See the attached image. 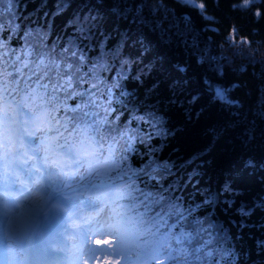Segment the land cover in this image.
<instances>
[{"label":"snow or ice","instance_id":"obj_1","mask_svg":"<svg viewBox=\"0 0 264 264\" xmlns=\"http://www.w3.org/2000/svg\"><path fill=\"white\" fill-rule=\"evenodd\" d=\"M254 3L259 0H244L233 8L246 9ZM146 7L143 0H57L54 12L44 13L46 26L24 27L19 23L20 0H0V34L8 33L7 37L0 35V94L11 100L28 97L39 101L37 112L47 108L59 113L49 117V122L59 125L55 128L63 141L59 147L75 157V167L81 170L76 183L95 196L89 201L95 205L92 211L99 214L109 208L110 200L125 202L124 210H112L109 221L98 229L101 237H116V251L111 253L115 259L109 264H164L165 259L171 264H264V238L255 239L250 247L243 243L244 230L256 226L249 223L251 217L264 213V196L249 202L243 199L245 190L234 186L245 175L257 173L264 183V156L242 158L234 178L224 180L216 191L198 187L200 180L196 179L203 175V163L197 161H203L226 133L234 132L242 148L251 150L257 145L264 150V100L256 110L242 112L230 96L234 86L213 84L205 77L203 90L209 94V103L227 109L229 120L208 127V146L188 159L161 160L159 153L174 133L159 113L160 101L147 103L159 85H151L145 90V99L139 100L126 82L131 79L143 84L142 77L155 66L150 61L135 67L134 72V66L141 65L145 54L155 47L145 29L157 35L160 46L180 41L158 22L154 26L144 14ZM191 7L203 9L204 4L191 3ZM69 10L60 33L49 43L53 21ZM16 37L22 43L12 47ZM195 43L193 40V46ZM126 48L137 49L139 55L125 54ZM156 59L163 61L162 56ZM172 67L181 76L169 84L167 103L183 109L185 118L191 120L193 109L185 105L194 106L200 94L180 99L178 93L188 83L187 66L177 63ZM202 112L203 108L195 112L197 119ZM31 115L25 113L26 118ZM136 158L142 161L138 165ZM116 181L121 183L117 186ZM189 185L192 191L185 196ZM101 190L107 195L96 194ZM217 208L231 227L217 217ZM259 226L264 228V222ZM16 227L10 221L9 233ZM12 254L10 248L8 255Z\"/></svg>","mask_w":264,"mask_h":264},{"label":"trees","instance_id":"obj_2","mask_svg":"<svg viewBox=\"0 0 264 264\" xmlns=\"http://www.w3.org/2000/svg\"><path fill=\"white\" fill-rule=\"evenodd\" d=\"M56 2L57 0H20L22 18L19 23L24 27L28 25L35 27L37 24L46 26L44 13L54 12ZM143 2L147 6L144 9L147 19L153 21L154 26L158 22L161 28L167 30L180 42L178 45L173 43L171 46H160L157 35L145 29L149 42L155 47L145 54L141 65L134 66V72L135 67L148 64L150 61L154 62L155 66L148 75L142 77L143 84L134 83L131 79L126 83L129 90L136 91L139 100L145 99V90L151 85H159L153 95L147 99V103L155 104L157 100L160 101L159 113L165 116L168 120L166 127L174 133L165 141L166 147L159 153V157L161 160L182 162L208 146L210 142L206 134L208 127L224 125L230 118L227 109L221 110L218 103H209V94L203 90L205 77H208L213 84L224 87L234 86L230 96L238 102L242 112H247L249 108L256 110L264 100V75H262L264 74V0H259V3H254L246 9L233 8V5H242L244 0H189L187 4L181 0H143ZM191 3L196 5L203 3L204 8H193ZM23 5L27 6L26 10ZM257 12L260 13L259 16L256 15ZM70 13L71 10L55 18L49 43L60 33ZM29 14H31L30 18ZM48 19H51V15ZM185 29L188 31L183 37H176L178 32H184ZM158 31L159 29L157 33ZM0 35L7 37L8 33ZM185 39L187 44L184 43ZM193 40L196 42L195 46ZM21 43L19 37H16L11 41V46L19 47ZM129 53L133 56L139 55L137 49L126 48L125 54ZM160 56L163 57L162 62L156 59ZM177 63L187 66L188 80L187 84L182 85L184 90L178 93L179 98L186 100L194 94H200V99L194 106L185 105L193 109L191 120L185 118L183 109L169 106L167 103L171 95L169 84L181 76L172 67ZM37 103L39 101L28 97L11 100L0 94V125L12 132L23 131L32 134L33 131H37L39 137L44 138L42 142L46 145L43 154L48 157L56 156L58 159L64 157L66 164L69 165L67 161L69 155L64 148L59 147L63 142L62 138L55 133V128L59 125L49 122V117L59 113H53L47 108L37 112ZM201 108L203 112L197 119L195 112ZM25 113L32 115L26 118ZM236 118L232 117V119ZM248 119L251 120L252 116H248ZM234 136V132L226 133L216 142L214 149L203 157V161H197L203 163L200 169L203 175L196 178L200 180L198 187H209L216 191L224 180L234 178V172L239 168L242 158L252 155L259 160L264 156V150L259 146L254 145L251 150L242 148ZM157 142L153 141V143ZM140 149L143 151V146H140ZM141 162L139 158L134 161L136 165ZM111 175L115 176L116 173L113 172ZM261 179L259 173L252 176L245 175L241 180L235 181L234 186L243 188L245 190L243 199L250 202L257 196H264V183H261ZM120 183L116 181L117 186ZM191 191L192 186L189 185L184 195L187 196ZM124 203L119 200L115 203L110 201L108 210L121 212L124 210L122 208ZM216 215L225 227H231L228 217L219 208ZM261 222H264V213L257 212L251 217L249 223L256 226L244 230L243 243L246 246H252L257 238H264V228L259 226ZM232 231L235 232V228ZM164 264L171 262L165 259Z\"/></svg>","mask_w":264,"mask_h":264},{"label":"rangeland","instance_id":"obj_3","mask_svg":"<svg viewBox=\"0 0 264 264\" xmlns=\"http://www.w3.org/2000/svg\"><path fill=\"white\" fill-rule=\"evenodd\" d=\"M183 1V0H181ZM33 131L30 137L27 133L20 131H8L0 125V188L5 185V177L9 161L15 154V145L12 150L8 151L7 146L13 144V140L20 141L33 149L32 156L28 158V163L18 165L17 174L15 177V185L12 188L13 195L8 200H2L3 203L0 211V225L4 228L1 249L5 253L6 264H12L14 261L21 262L23 255L20 253L22 242L26 241L27 236L32 233V224H41L44 222L41 219L43 210L46 209L48 200L54 196H59V199L51 206L49 212L50 217L56 220L57 212L61 205H66L74 201L75 207H67L65 210L67 215L76 214L78 212V204L80 200H84L82 207H95L89 201L94 200V195L86 194L85 189L76 183V177L80 175V171L75 172L74 156L67 159L69 166L75 167L73 170L66 169L65 158L60 159L56 156L48 157L43 154V149L46 146L42 141L43 137H39L38 132ZM17 135V136H16ZM9 137H13L10 142ZM17 137V138H16ZM47 141V138H46ZM23 151V148H22ZM20 155H23L20 151ZM41 166V167H40ZM72 168V167H71ZM102 179H106L102 177ZM97 195H107L106 190H101ZM111 201V200H110ZM110 201L108 203H110ZM8 203V204H6ZM54 206V207H53ZM110 210L105 208L104 211L97 214L94 212L91 222L88 223V233L83 240L69 242L68 251L66 253L65 264H109V261L115 259L111 255L116 251L114 247L116 237L107 234L104 237L99 235L98 229L101 225L109 221ZM41 219V220H40ZM10 221H15L17 224L16 230L9 233L8 224ZM61 221L57 220L55 225L45 226L44 229L39 226L34 235L40 234L42 231L51 230L52 227H59ZM43 229V230H42ZM30 232V233H29ZM2 239V238H1ZM110 242L111 245L110 246ZM13 250L12 255H8L9 249ZM123 264V262H121Z\"/></svg>","mask_w":264,"mask_h":264},{"label":"bare ground","instance_id":"obj_4","mask_svg":"<svg viewBox=\"0 0 264 264\" xmlns=\"http://www.w3.org/2000/svg\"><path fill=\"white\" fill-rule=\"evenodd\" d=\"M74 203H75L74 201H71V202H69L66 205H61V208H59L60 207L59 206L58 207L59 210L57 212L55 211V213H54V214H57L56 220L53 219L52 216L49 219V216L48 215L50 214L49 212L51 211V208L50 207H46V209L42 212V215H41L42 216L41 219H43L44 222H42L41 224H37L36 226H35L36 223L35 224H32L31 230H30V231H32V233L27 236V238L28 237L29 238L26 239V241L22 242L21 245L18 246L20 248V251L22 253H25L27 251V246H28L31 238L34 236V233L36 232V230L39 229V226H42L41 228L44 229L45 226H50L51 227L52 225H55L56 224V221L59 220V219L65 220L67 218V213L65 212V210L67 208H65V206H67L68 208L69 207H75L76 205H74ZM81 203H84V200H82V201L80 200L79 203L76 202V204H78V208H76V209L80 210L81 208H83L82 207L83 204H81ZM66 211H68V209ZM3 229L4 228L0 225V262H1L0 264H2V260H4V256H3L4 255V252L1 250V243L3 241V236L5 235V233L3 232Z\"/></svg>","mask_w":264,"mask_h":264}]
</instances>
